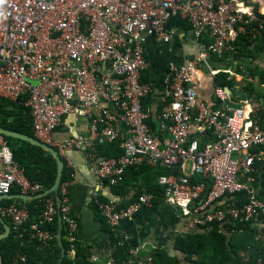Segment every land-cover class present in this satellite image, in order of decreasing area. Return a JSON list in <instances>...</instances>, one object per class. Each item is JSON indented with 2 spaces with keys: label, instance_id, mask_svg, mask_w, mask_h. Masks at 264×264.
Masks as SVG:
<instances>
[{
  "label": "built area",
  "instance_id": "2783aa9c",
  "mask_svg": "<svg viewBox=\"0 0 264 264\" xmlns=\"http://www.w3.org/2000/svg\"><path fill=\"white\" fill-rule=\"evenodd\" d=\"M263 8L264 0H0V97L26 98L34 136L65 161L69 152H81L93 175L110 186L119 184L130 167H179L181 174L163 175L159 183L166 203L192 227L258 224L264 216L256 186L264 165V127L246 92L233 97L226 87H214L207 101L198 94L197 74L205 69L212 77L231 74L208 61L232 55L244 25L257 19L256 10L264 15ZM174 16L189 25L200 48L185 64L169 63L154 114L144 105L155 91L151 81L142 80L149 65L145 44L151 37L171 41L175 31L168 23ZM207 34L211 41L201 42ZM71 113L87 119L88 131L59 139L56 130ZM117 139L122 156L98 155L97 145ZM195 175L210 179L211 188L191 183ZM70 185L64 182L59 189L60 208L54 195L44 199L39 222L29 231L26 206L0 207V218L10 220L18 238L37 242L42 250L55 241L43 227L59 217L73 245L79 224L70 207ZM13 186L24 194L45 192L27 178L0 135V199ZM126 200L113 195L102 201L92 193L93 205L113 231L151 206L154 196L143 193L123 206ZM140 246L130 249L127 264H155L152 256L139 258ZM90 260L97 263L99 257L93 254ZM11 264H26V258Z\"/></svg>",
  "mask_w": 264,
  "mask_h": 264
},
{
  "label": "trees",
  "instance_id": "16d2710c",
  "mask_svg": "<svg viewBox=\"0 0 264 264\" xmlns=\"http://www.w3.org/2000/svg\"><path fill=\"white\" fill-rule=\"evenodd\" d=\"M256 15L257 19L246 23L244 25L245 30L239 33L235 42L236 51L232 57L235 62L247 63L248 74L259 75L260 84H264V69H261L259 64L252 65L255 58L264 57V15L260 14L258 10H256ZM210 41L211 38L207 34L201 42L209 43ZM224 58L226 59V57L222 59L224 60ZM239 67L235 69L237 74L242 72L240 69L242 67ZM145 73L142 80L148 81ZM212 81L214 87H226L235 94L234 82L228 73L220 72L212 78ZM245 91L254 96L257 102H262V106L255 111L254 116L260 119V124L264 127V94L258 93L257 87L252 83L245 86ZM25 101L26 98L9 101L0 97V127L35 137L32 130L30 108L25 106ZM234 102L235 100L232 98L230 103L236 105ZM144 105H152L151 96L144 99ZM159 109L160 107L157 105L153 108V113L156 114ZM149 121L150 125L154 127L152 116ZM2 137L8 143L14 160L21 165L27 178L32 183L40 184L45 191L50 189L57 176L55 158L37 145L6 136ZM97 153L101 157L118 158L123 155L124 150L120 139H117L97 145ZM64 162L61 185L64 182L70 183L73 174V170L65 160ZM171 174H181L179 167L167 169L143 165L127 168L123 180L117 185L110 186L105 182L111 188L114 196L127 199L123 206L136 200L143 193L154 196L151 206L143 207L134 215L132 220L121 222L115 231L108 227L106 221L93 205L98 219L111 237L109 246L112 249V264H127L130 249L139 245L137 235H145V229L149 226H153L156 230V246L152 254L155 264H183L182 259L172 255L169 250L172 240H175L174 249L182 253L184 261L188 264H264V228L259 226L260 223L264 225V216L258 219V224L254 221L247 223L231 221L225 224L213 223L200 228L193 227L189 231L178 232V226L184 220L182 213L176 207L166 203V190L159 183L161 176ZM191 183H204L205 191L212 186L210 179H204L198 175L191 177ZM256 186L260 197L264 199V165L257 174ZM71 190L70 185L69 192ZM14 192L20 193V189L18 188ZM53 195L51 193L46 197L36 198L26 205L30 213V220L26 225L27 231L33 224L39 222L44 199ZM101 199L103 201L107 198L101 196ZM2 202L1 207L14 204V201L7 199L2 200ZM43 228L55 236V241L42 250L37 242H28V240L18 238L12 229L9 237L0 241L2 264H11L19 256L26 258V264H58L62 258V250H64L65 256L61 264H102L90 260L93 255V247L83 245L79 236L73 245L69 243L66 224L59 217L55 219L53 224ZM3 232L4 228L0 223V234ZM59 232H61L60 241L57 239ZM126 236L128 239L125 241ZM72 251L75 254L74 258L69 257Z\"/></svg>",
  "mask_w": 264,
  "mask_h": 264
},
{
  "label": "crops",
  "instance_id": "0c3cea01",
  "mask_svg": "<svg viewBox=\"0 0 264 264\" xmlns=\"http://www.w3.org/2000/svg\"><path fill=\"white\" fill-rule=\"evenodd\" d=\"M264 13V8H263ZM168 28L175 31V37L169 41H157L154 38H150L145 44V54L148 60V68L146 70V76L148 81H151L154 86V93L151 96L152 108L157 106V97L163 89V76L168 68L170 62H175L177 64H185L189 60L193 59L197 52L199 51V43L193 39L192 33L187 24L182 22L180 16H174L168 23ZM227 55V54H226ZM224 55L210 59L208 64L213 65L214 67H222L226 65L224 70H231L230 78L237 77L243 78L240 74H237L236 71L233 73V66L236 65L233 61L232 55ZM223 57H226V60H222ZM264 59V57H262ZM225 59V58H224ZM222 64V65H218ZM261 65V64H260ZM259 65V66H260ZM264 66V62H263ZM261 69H264L260 66ZM223 69V67H222ZM200 70L197 74L198 77V94L205 100L211 99L212 92L214 89L212 75L209 71ZM259 85L264 88V84ZM235 89V88H234ZM258 93L264 94V91L257 88ZM246 94L249 95L250 107L257 111V109L262 106V102H257L254 96H251L249 92L246 91ZM231 95L235 97L231 91ZM88 131V121L86 118L78 116L75 113L68 114L62 120V123L59 128L56 130V135L59 139H67L77 136H83ZM66 162L68 166L73 170L72 180H71V192H70V207L73 215L77 218L80 231L79 239L83 245L92 246V253L99 257V262L109 264L112 255V249L110 248V234L103 227L102 223L98 219L97 214L94 211L92 203V193L98 192L102 197L109 198L111 197L112 191L111 188L102 180L95 177L92 173L90 165L87 163L84 158V154L78 151L69 152L66 156ZM13 191L7 196H4L0 199V207L3 203L2 200H12L14 203L26 206L32 200L36 199L33 194H24L15 193L16 186L12 187ZM4 232L7 226L12 230L10 220H0ZM261 228H264V225H260ZM193 227L186 220H183L182 223L178 226V232L189 231ZM3 232V233H4ZM145 235H137L139 240L140 252L139 258L143 261L149 259L154 251L156 246V230L153 226H149L145 229ZM155 238V240H154ZM175 240L170 242L169 250L172 255L178 256L182 259L183 264H188L184 261L183 255L181 252L174 249ZM71 258L75 257V254H69ZM245 255V254H244Z\"/></svg>",
  "mask_w": 264,
  "mask_h": 264
},
{
  "label": "water",
  "instance_id": "95a60500",
  "mask_svg": "<svg viewBox=\"0 0 264 264\" xmlns=\"http://www.w3.org/2000/svg\"><path fill=\"white\" fill-rule=\"evenodd\" d=\"M226 89H227V92L231 95V90L229 88H226ZM0 135L10 137V138H14V139H19V140L26 141V142H29L31 144L37 145L38 147L49 152L55 158V160L57 162V176H56L54 185L50 189L43 192L42 195H38L35 197L39 198L41 196H46L48 194L53 193L55 196V199H56L57 207L60 208L61 198L59 196V188L61 185V180H62L63 170L65 167V162H64L63 158L60 156V154L58 153V151L54 147L42 143L36 137L24 135V134L15 132V131H11V130L1 128V127H0ZM0 220H2V219L0 218ZM9 235H10V228H9V226H7L5 229V232L0 234V241L7 239L9 237ZM57 239L59 241L61 240V232L58 233ZM64 256H65V253H64V250H62V258L58 264H61V261L64 258ZM0 264H2L1 255H0Z\"/></svg>",
  "mask_w": 264,
  "mask_h": 264
},
{
  "label": "rangeland",
  "instance_id": "374dc122",
  "mask_svg": "<svg viewBox=\"0 0 264 264\" xmlns=\"http://www.w3.org/2000/svg\"><path fill=\"white\" fill-rule=\"evenodd\" d=\"M223 60V59H222ZM226 59H224L225 61ZM263 62H264V59L262 57H257L254 59V61L252 62V65H255V64H261L260 66L262 68H264L263 66ZM236 65L233 66L234 70H233V73H235V69L237 67H242L240 68L241 69V74L240 76L243 77V78H237L236 76L235 77H231V79L233 80L234 82V93L236 96H241L242 93H245V86H249V83H252L254 84L257 88L261 89V91L263 90L264 91V88H262L260 85H259V82H260V77L259 75L255 74V75H252V74H248L247 70H248V66H247V63L243 62V61H237V63H235ZM219 66L222 65V64H218ZM223 69L226 67V65L222 66ZM245 68H246V71H245ZM243 71H245V74H243Z\"/></svg>",
  "mask_w": 264,
  "mask_h": 264
}]
</instances>
